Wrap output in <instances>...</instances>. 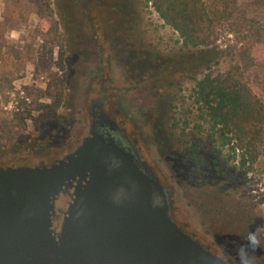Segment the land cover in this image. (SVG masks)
<instances>
[{"label":"rangeland","instance_id":"obj_1","mask_svg":"<svg viewBox=\"0 0 264 264\" xmlns=\"http://www.w3.org/2000/svg\"><path fill=\"white\" fill-rule=\"evenodd\" d=\"M4 1L3 39L20 50L24 65L0 96V128L10 129L0 132V165L59 158L86 134L88 106L98 100L167 192L177 225L228 264H240L238 249L254 234L260 243L250 250L252 264H264V158L251 172L233 170L212 140L189 138L181 124L173 128L187 113L192 82L177 62L189 54L150 5L48 0V25L24 1L8 0L6 11ZM55 79L61 103L52 113L44 107V89Z\"/></svg>","mask_w":264,"mask_h":264},{"label":"water","instance_id":"obj_2","mask_svg":"<svg viewBox=\"0 0 264 264\" xmlns=\"http://www.w3.org/2000/svg\"><path fill=\"white\" fill-rule=\"evenodd\" d=\"M0 264L228 263L175 223L157 177L87 127L46 165H0Z\"/></svg>","mask_w":264,"mask_h":264},{"label":"trees","instance_id":"obj_3","mask_svg":"<svg viewBox=\"0 0 264 264\" xmlns=\"http://www.w3.org/2000/svg\"><path fill=\"white\" fill-rule=\"evenodd\" d=\"M5 0V11L8 7ZM18 1V0H16ZM49 25L48 0H22ZM17 3V2H15ZM177 34L179 70L192 82L187 93V113L172 126L197 141L212 140L215 151L233 170L251 172L264 158V0H144ZM0 21V96L19 77L24 59L20 50L6 44ZM222 69L212 71V66ZM198 74V76H195ZM255 89V93L252 89ZM44 107L55 112L61 103V83L46 84ZM24 97L20 98L21 104ZM17 105V104H16ZM17 109L21 110L20 104ZM17 113V112H16ZM1 133L10 132L6 126ZM194 153V149L190 150ZM195 157V156H193ZM197 157V156H196Z\"/></svg>","mask_w":264,"mask_h":264},{"label":"flooded vegetation","instance_id":"obj_4","mask_svg":"<svg viewBox=\"0 0 264 264\" xmlns=\"http://www.w3.org/2000/svg\"><path fill=\"white\" fill-rule=\"evenodd\" d=\"M87 114H88L87 127L92 132L97 134H102L105 137H110L114 141V143H116L120 147H123L126 151L131 153L135 162L138 165L142 166L145 169V171H147V166H145L144 162L138 157L130 140L128 139L125 133L124 128L120 127L113 117L112 120L108 119L111 115L109 112H107V109L102 105L101 102H99L98 100H94L93 102H91L88 106ZM105 121L107 122V124L104 123ZM98 122H100L101 125ZM108 126H111L113 129L110 130ZM65 200H67V198L64 197V195L62 194L57 195V197L54 200L53 216L51 217V223L53 226H56L57 222L59 221V216H60L59 211L63 210L66 206ZM167 200H168V196H167Z\"/></svg>","mask_w":264,"mask_h":264},{"label":"clouds","instance_id":"obj_5","mask_svg":"<svg viewBox=\"0 0 264 264\" xmlns=\"http://www.w3.org/2000/svg\"><path fill=\"white\" fill-rule=\"evenodd\" d=\"M259 240L254 234H249L247 237V244L241 246L238 249V257L240 264H252V259L250 256V250L254 251L259 246Z\"/></svg>","mask_w":264,"mask_h":264}]
</instances>
